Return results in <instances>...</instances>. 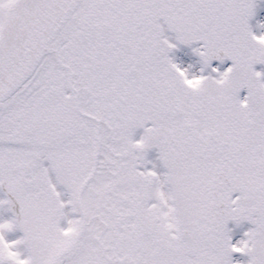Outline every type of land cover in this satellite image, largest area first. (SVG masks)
Returning a JSON list of instances; mask_svg holds the SVG:
<instances>
[{
	"label": "snow or ice",
	"instance_id": "1",
	"mask_svg": "<svg viewBox=\"0 0 264 264\" xmlns=\"http://www.w3.org/2000/svg\"><path fill=\"white\" fill-rule=\"evenodd\" d=\"M0 264H264V0H0Z\"/></svg>",
	"mask_w": 264,
	"mask_h": 264
}]
</instances>
